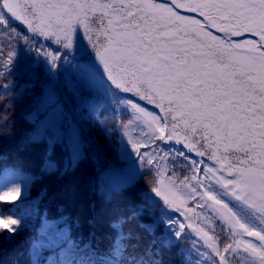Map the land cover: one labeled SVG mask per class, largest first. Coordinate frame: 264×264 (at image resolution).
Listing matches in <instances>:
<instances>
[{
	"label": "snow or ice",
	"instance_id": "6c2138e0",
	"mask_svg": "<svg viewBox=\"0 0 264 264\" xmlns=\"http://www.w3.org/2000/svg\"><path fill=\"white\" fill-rule=\"evenodd\" d=\"M85 37L98 61L91 83L102 99L78 89L61 96L51 71L58 62L71 63L68 50L83 47ZM4 41L0 136L9 131L8 79L18 55L13 46L22 45L49 65L53 80L45 120L25 140V147L44 144L41 172H74L87 148L99 144L85 136L83 121L99 122L103 107H110L114 116L130 109L143 125L142 138L129 136L131 151L125 146L120 159L138 165L140 179L150 177L143 202L109 221L107 248L98 250L80 232L74 234L79 218L45 217L40 237L30 244L29 264H165V250L172 248L182 264H264V0H0ZM5 46L0 43V53ZM57 148L65 153L61 161L53 158ZM185 162L191 175L177 183L176 165ZM11 192L19 195L20 189L0 186V200ZM188 201H195L192 208ZM17 207L0 210L5 241L26 227ZM187 212L202 222L185 223ZM145 215L150 222L140 220ZM134 222L149 237L146 243Z\"/></svg>",
	"mask_w": 264,
	"mask_h": 264
},
{
	"label": "trees",
	"instance_id": "16d2710c",
	"mask_svg": "<svg viewBox=\"0 0 264 264\" xmlns=\"http://www.w3.org/2000/svg\"><path fill=\"white\" fill-rule=\"evenodd\" d=\"M201 18L203 20V17ZM211 31L215 33V29ZM0 43L6 45L0 55H6L7 41ZM13 47L17 48L18 55L8 79L11 84L7 105L10 117L9 131L6 136H0V186L6 185L8 191L19 188L20 194L11 192L9 199L0 200V210L19 205L14 211L24 219L26 227L14 239L7 241L0 233V264H29L30 244L40 237L44 218L52 219L60 214L74 219L79 218L80 227L74 230V234L76 231L80 232L83 240L102 251L110 243L109 221L117 215H127L141 204L150 187V177L140 179V174L136 171L138 165L120 159L125 146L131 151V145L127 143L129 136L134 139L142 138L140 128L143 125L134 120V114L130 109L119 116H114L110 107H103L99 122L89 117L82 123L85 136L92 137L93 141H98L99 144L93 143L87 148L86 159L80 166L74 172L63 176L42 173L44 144L36 143L31 147H25V140L36 135L45 120L43 105L47 89L53 80L49 73V65L42 59L37 61L31 53L23 49L22 45ZM55 47L57 46L53 45V48ZM70 60L69 64L58 62V67L51 70L56 75L55 83L61 96H70L72 89H78L85 97L102 99L91 83L90 74L95 75L94 69L72 55ZM120 122L130 126L121 130L118 126ZM105 132L108 134L107 141ZM64 157L65 153L57 148L53 158L61 161ZM133 159H136L134 153ZM187 163L176 165L177 183L191 175ZM206 163L212 164L209 161ZM169 167L172 165L169 164ZM194 203L195 201H188V208H192ZM181 210H184L183 205ZM169 212L172 210L169 209ZM196 212L208 213L209 210L196 209ZM172 214L184 220L178 213ZM186 215L189 219L185 223L199 225L202 222V219L195 218L193 212H187ZM89 220H93L94 223L89 224ZM140 220L150 222L148 215L141 217ZM131 226L141 233L144 237L143 243H146L149 238L147 234L136 227V222ZM185 231L190 232L191 229ZM219 232L220 229L217 228V233ZM159 236L160 231L157 230V237ZM39 259L43 261L45 255L41 254ZM164 262L182 264V257L176 248H172L170 251L165 250Z\"/></svg>",
	"mask_w": 264,
	"mask_h": 264
},
{
	"label": "rangeland",
	"instance_id": "374dc122",
	"mask_svg": "<svg viewBox=\"0 0 264 264\" xmlns=\"http://www.w3.org/2000/svg\"><path fill=\"white\" fill-rule=\"evenodd\" d=\"M180 11V14L181 15H185V16H189V17H193V18H196V19H200L201 17L198 16L197 13H190V12H184L183 10H178ZM202 20V18L200 19ZM219 35H222V34H219ZM249 38H252V37H249ZM42 40V38H40ZM187 40L191 41L193 40V37L191 35H189L187 38ZM234 41H239V37H233L232 38ZM80 44L83 46V47H78V46H75L74 45V48L71 49V50H68L71 55L77 59V60H80L86 64H88L89 66H91L93 68V64H97L98 65V61H95L94 60V52L92 51V48H91V45L88 43V40L87 38H83L81 41H80ZM55 46V45H54ZM188 47H190L192 49V51H198V49L195 47L194 44L192 43H189L187 45ZM63 51V50H62ZM123 95V94H122ZM133 99H135V97H133ZM141 104H144L143 101H141ZM148 109L152 110V111H158L157 109H154L151 105H147L146 106ZM192 155H195L194 153ZM198 158H201V157H198ZM209 163H212V161L208 160ZM229 179L231 177H228ZM177 204H180V201L177 200ZM181 206V205H180Z\"/></svg>",
	"mask_w": 264,
	"mask_h": 264
}]
</instances>
